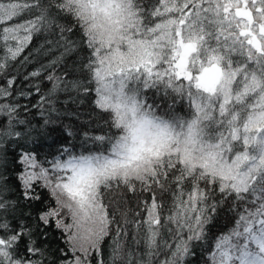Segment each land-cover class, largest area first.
Here are the masks:
<instances>
[{"label": "snow or ice", "instance_id": "obj_1", "mask_svg": "<svg viewBox=\"0 0 264 264\" xmlns=\"http://www.w3.org/2000/svg\"><path fill=\"white\" fill-rule=\"evenodd\" d=\"M41 34L59 55L23 79L51 88L19 89ZM0 48V264H264V0H0Z\"/></svg>", "mask_w": 264, "mask_h": 264}, {"label": "trees", "instance_id": "obj_2", "mask_svg": "<svg viewBox=\"0 0 264 264\" xmlns=\"http://www.w3.org/2000/svg\"><path fill=\"white\" fill-rule=\"evenodd\" d=\"M48 38L50 39L51 37H48ZM45 40H46V37L43 34L34 36L32 41L29 43V45L24 49V51L20 54V56L17 58V60L15 62H13L11 67L8 69L9 75H15L17 77L16 87H18L19 89H26L27 85H29L31 83H39L40 87H41V92H45L51 88V83L49 81H47L46 79H44V77L47 75V72L43 73L41 75V77L36 78L35 80L30 79L28 81H25L23 79V77L25 75H27L29 72L36 70L42 64H48L50 61L54 60L59 55V50L55 49L53 46L46 44ZM42 45H43V47H41ZM37 49H39V51H36ZM4 51L5 50L3 48H0V55H3ZM26 56L29 57V62L23 63L24 57H26ZM57 71H59V70H57ZM2 83H3V80L0 79V84H2ZM145 91H146V94L151 95L155 99L159 100L162 105H164L165 103H171V99L169 97H164L162 91L159 93H157L156 89L145 90ZM61 98L62 99L64 98L63 95H61ZM38 99H39V95L33 94L29 100L25 101L24 99L20 98L19 102L22 104L23 103L34 104V103H36V101ZM186 99L187 98L180 100L179 98H177V102L175 104V111L179 115L184 116V115L189 114L192 111V109L189 107V103L186 102ZM89 104H90V101H86L84 105H81V109L82 110L88 109ZM69 107L73 108V110H75V106L69 105ZM33 116H35V110H33ZM36 122L37 123L40 122L39 117L36 118ZM65 139L66 138H62L59 136L57 137V140L61 143L65 142ZM5 147L7 149L8 167L6 169V172L10 176L9 183L11 185H13L18 192L19 191V184L16 181L14 174L16 172L20 171V166L15 163L16 157H15L14 150L12 148H8L7 145ZM46 149H48L47 144L44 145V149H41V151H44ZM54 149H55V143L52 144V150L54 151ZM38 191H40V190L38 189ZM41 195H42L43 199L48 200V202L51 206L55 207V203H54V201L49 199L47 191L42 192ZM140 199L148 200L150 202L151 197H150V194H148V193H145L143 195H137L136 197L128 195L127 196V201H128L127 204H124L121 202L118 205H114L110 202L109 196L106 195L104 197V203L108 205L109 213L110 214L115 213L116 219H117V221H119L120 220V213H123V212L128 213L129 219L133 218V214L140 210L136 204V201L140 200ZM164 199L166 201V209H167V204L170 203V198L168 196H165ZM37 207H39V205ZM143 215H144V213H141L142 217H143ZM228 223L230 224L231 220H229ZM218 227H220L219 223H217L216 226L211 228V232L213 235L216 234ZM220 230H223V228H221ZM49 231L52 232V239L50 241V252H51L50 258L53 261H58L59 252L56 250L57 249H65V251H67V249H66V246L63 243V241L57 238V237L61 236L62 234L58 231H52L51 229H49ZM111 235H114V232ZM111 235L105 239L103 245L101 246L102 253H103L104 259L106 261L108 259V255H109V244H110V240H111ZM130 238H131V231L129 232V240H130ZM161 258H163V257H161ZM91 264H96L95 253H93V255L91 257Z\"/></svg>", "mask_w": 264, "mask_h": 264}, {"label": "rangeland", "instance_id": "obj_3", "mask_svg": "<svg viewBox=\"0 0 264 264\" xmlns=\"http://www.w3.org/2000/svg\"><path fill=\"white\" fill-rule=\"evenodd\" d=\"M230 11H231V10H230ZM186 102L189 103L187 99H186Z\"/></svg>", "mask_w": 264, "mask_h": 264}, {"label": "flooded vegetation", "instance_id": "obj_4", "mask_svg": "<svg viewBox=\"0 0 264 264\" xmlns=\"http://www.w3.org/2000/svg\"><path fill=\"white\" fill-rule=\"evenodd\" d=\"M259 39V38H258Z\"/></svg>", "mask_w": 264, "mask_h": 264}]
</instances>
